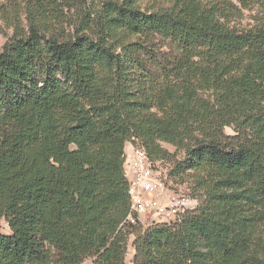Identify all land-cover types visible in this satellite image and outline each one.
I'll return each mask as SVG.
<instances>
[{"label": "trees", "instance_id": "16d2710c", "mask_svg": "<svg viewBox=\"0 0 264 264\" xmlns=\"http://www.w3.org/2000/svg\"><path fill=\"white\" fill-rule=\"evenodd\" d=\"M141 2L103 0L67 31L58 0H25L28 28L0 47V264H127L135 231L133 264H264V20ZM133 137L185 153L172 173L195 210L121 228Z\"/></svg>", "mask_w": 264, "mask_h": 264}, {"label": "built area", "instance_id": "2783aa9c", "mask_svg": "<svg viewBox=\"0 0 264 264\" xmlns=\"http://www.w3.org/2000/svg\"><path fill=\"white\" fill-rule=\"evenodd\" d=\"M123 157L130 211L122 229L178 221L199 206V199L190 190L174 186L173 168L166 158L151 157L138 138L126 143ZM158 217L164 219L158 221Z\"/></svg>", "mask_w": 264, "mask_h": 264}, {"label": "rangeland", "instance_id": "374dc122", "mask_svg": "<svg viewBox=\"0 0 264 264\" xmlns=\"http://www.w3.org/2000/svg\"><path fill=\"white\" fill-rule=\"evenodd\" d=\"M58 7H62L63 11V25L62 30L73 31L82 29L85 25L83 20L88 17V11H96L97 7H102L103 0H58ZM170 0H142V7H153L155 9L168 6ZM205 3H218L221 6L238 7L237 9L227 11L226 20L231 26L239 29H249L264 20V4L261 0H254L248 7L244 6L237 0H202ZM25 0H0V47L10 40L17 30L28 28L27 14H26ZM91 9V10H90ZM94 15V14H93ZM228 134H234L232 127H226ZM162 146L170 153L166 157L171 169L175 165L184 160L185 153L177 150L175 146L167 142H162ZM174 186H182L183 189L191 191L193 178L191 175L179 176L173 174ZM164 218L158 217V221ZM1 232L3 234H10L11 230L8 223L2 219L0 220ZM131 230V229H130ZM138 232H132L129 236V245L126 254L127 264H133L135 255V248L133 241ZM95 257L86 258L81 264H96Z\"/></svg>", "mask_w": 264, "mask_h": 264}]
</instances>
